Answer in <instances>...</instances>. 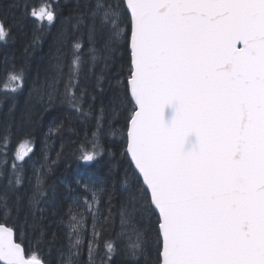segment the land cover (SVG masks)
Masks as SVG:
<instances>
[{
	"label": "snow or ice",
	"instance_id": "6c2138e0",
	"mask_svg": "<svg viewBox=\"0 0 264 264\" xmlns=\"http://www.w3.org/2000/svg\"><path fill=\"white\" fill-rule=\"evenodd\" d=\"M57 8L52 0L24 5L35 24L28 47L41 43ZM8 36L0 23V42ZM121 47L125 75L113 82ZM25 80V67L6 57L0 99H14ZM56 108L70 110L69 123L73 113L94 117L96 131L75 152L85 163L103 151L105 119L111 126L123 113L127 161L109 181L90 179L69 194L56 221L57 264L116 256L140 264L149 249L152 264H264V0H77L37 67L19 126ZM63 126L50 124L45 147ZM11 129L0 132V264H47L7 221L23 213L45 241L46 213L58 206L47 178L63 151L51 160L45 152L28 174L32 133L13 147Z\"/></svg>",
	"mask_w": 264,
	"mask_h": 264
},
{
	"label": "trees",
	"instance_id": "16d2710c",
	"mask_svg": "<svg viewBox=\"0 0 264 264\" xmlns=\"http://www.w3.org/2000/svg\"><path fill=\"white\" fill-rule=\"evenodd\" d=\"M43 0H0V23L9 31L6 42H0V75H2V66L4 59L14 60L17 65H23L26 70L25 86L22 91L7 99H0V132H3L6 124L12 125L13 147L15 143L23 136L25 132H31L34 141V152L30 154L31 159L27 161L26 169L31 173L33 164L38 166L43 162V156L47 152L51 159H56V153L63 151V155L58 160L54 169L49 173L47 182L55 187L56 208H49L45 221L47 236L44 242H38L36 233L24 225L23 213L19 217L13 212V217L7 222L14 226L16 231L15 239L22 243L26 251L36 250L38 254L47 262V264H57V248L63 242L62 226L56 221L59 220L61 213L69 203V194L82 193L81 185L88 180H96L97 184L110 180V172L116 171L123 173L127 167L126 159L121 155L123 150V137L120 135V129L125 123L124 114L120 113L111 117V126L106 118L103 130L98 133L99 142L103 149L100 156L90 163L82 162L75 154L78 146L86 139L92 138V133L96 131L94 117L77 119L73 113L71 123H69V112L66 108H56L42 115H33L34 121L31 125L19 126V121L24 108V101L27 97L28 89L36 74L37 67L47 62V54L50 46L53 44L54 37L61 26V20L67 16L76 6L77 0H52L58 5V16L51 26H46L47 30L43 34L41 43L33 48L28 47L31 40L35 24L24 11L25 4H39ZM82 2V0H81ZM19 5V6H17ZM86 46V43H85ZM126 67V49L121 47L117 57L110 69V76L113 82L121 79L125 75ZM101 101L97 99L95 105L98 108ZM15 105V106H14ZM87 108V105H85ZM64 121V126L60 134L55 135L48 141L45 147V133H47L50 124ZM71 129V130H69ZM115 132L113 135L112 133ZM63 145V149L61 146ZM109 151L111 154H109ZM80 181V183H77ZM26 183V182H25ZM107 197H105V200ZM119 198L114 200L118 204ZM55 211V215L51 213ZM3 216H0V222H3ZM23 226V231H21ZM56 233V242L50 246L47 240H50L52 233ZM154 251L149 249L148 255L141 259L140 264H152ZM82 261L86 259L83 256ZM112 264H123L122 257L116 256Z\"/></svg>",
	"mask_w": 264,
	"mask_h": 264
}]
</instances>
